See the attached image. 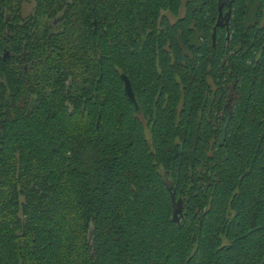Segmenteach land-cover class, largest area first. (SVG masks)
I'll list each match as a JSON object with an SVG mask.
<instances>
[{
    "label": "trees",
    "instance_id": "1",
    "mask_svg": "<svg viewBox=\"0 0 264 264\" xmlns=\"http://www.w3.org/2000/svg\"><path fill=\"white\" fill-rule=\"evenodd\" d=\"M32 1L0 0V264H264V0Z\"/></svg>",
    "mask_w": 264,
    "mask_h": 264
},
{
    "label": "water",
    "instance_id": "2",
    "mask_svg": "<svg viewBox=\"0 0 264 264\" xmlns=\"http://www.w3.org/2000/svg\"><path fill=\"white\" fill-rule=\"evenodd\" d=\"M218 17L216 23L212 29V44L215 43L216 37V29L217 28H224L226 33L229 32V22L231 18V2L227 4V11L226 13L222 14V6L218 8ZM120 79L123 85V93L127 100L130 102L133 111L135 114H140V106L135 98V95L131 88V83L129 78L125 74H120ZM229 104V103H228ZM172 221L175 223H179L180 217L182 216V206L180 200H175L174 194L172 195ZM88 241L92 242L91 230L88 232Z\"/></svg>",
    "mask_w": 264,
    "mask_h": 264
},
{
    "label": "flooded vegetation",
    "instance_id": "3",
    "mask_svg": "<svg viewBox=\"0 0 264 264\" xmlns=\"http://www.w3.org/2000/svg\"><path fill=\"white\" fill-rule=\"evenodd\" d=\"M25 2H26V0H24V2H22V8H21L22 15L14 18L17 21H20L18 24L19 26H25V22L27 21L28 15L30 14V13L26 14ZM224 5L225 4H222V14L226 13V11H227V9H224V7H225ZM8 19H9V17H8ZM56 27H57V21H55V20L50 21V24L48 26V29H49L48 35L55 34ZM12 28H15L14 24H12ZM10 36L12 37V39L15 38V35H10ZM24 47H25V43H23V46H22L23 50H21V54L23 57L21 59H19L18 55H16L13 48L9 51L8 54H4V57L11 58V61L13 62V66L15 68H17V69L20 68V70L22 71V75L25 73L27 74V72L32 69V67L30 66L31 62L25 61L27 54L24 51Z\"/></svg>",
    "mask_w": 264,
    "mask_h": 264
},
{
    "label": "rangeland",
    "instance_id": "4",
    "mask_svg": "<svg viewBox=\"0 0 264 264\" xmlns=\"http://www.w3.org/2000/svg\"><path fill=\"white\" fill-rule=\"evenodd\" d=\"M32 6H33V1L32 0H26V2H25L26 14L27 13L29 14L31 12ZM180 14H182V12ZM167 17L171 23L174 21V18L171 17L170 15H167Z\"/></svg>",
    "mask_w": 264,
    "mask_h": 264
}]
</instances>
